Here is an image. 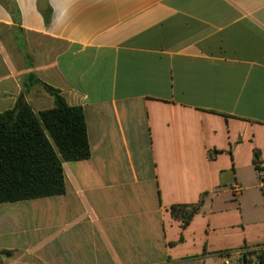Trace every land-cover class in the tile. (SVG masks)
<instances>
[{
	"label": "crops",
	"instance_id": "1",
	"mask_svg": "<svg viewBox=\"0 0 264 264\" xmlns=\"http://www.w3.org/2000/svg\"><path fill=\"white\" fill-rule=\"evenodd\" d=\"M36 79L83 107L91 157L64 195L0 205V264L264 253L243 229L244 198L264 213V0H0V113L53 108Z\"/></svg>",
	"mask_w": 264,
	"mask_h": 264
},
{
	"label": "trees",
	"instance_id": "2",
	"mask_svg": "<svg viewBox=\"0 0 264 264\" xmlns=\"http://www.w3.org/2000/svg\"><path fill=\"white\" fill-rule=\"evenodd\" d=\"M43 14L49 22L51 9ZM35 83L41 82L36 79ZM41 84L53 97V108L35 113L21 103L0 113V205L64 195V163L91 157L83 107L70 106L60 90ZM255 163L261 175L259 152ZM201 205L173 206L171 214L186 227ZM258 261L264 264V253L258 254Z\"/></svg>",
	"mask_w": 264,
	"mask_h": 264
},
{
	"label": "rangeland",
	"instance_id": "3",
	"mask_svg": "<svg viewBox=\"0 0 264 264\" xmlns=\"http://www.w3.org/2000/svg\"><path fill=\"white\" fill-rule=\"evenodd\" d=\"M27 204V203H24ZM256 198H244V208L246 209V223L243 225V229L245 227L247 233V239L249 243H253L256 237L262 236L264 237V213L261 211H256ZM22 223V221H21ZM26 223V222H24ZM25 225V224H24ZM233 232H239V230L234 229ZM261 250L255 251L252 253V256L256 257L253 259L252 264H258V254H261ZM239 264V261H234L233 264Z\"/></svg>",
	"mask_w": 264,
	"mask_h": 264
},
{
	"label": "built area",
	"instance_id": "4",
	"mask_svg": "<svg viewBox=\"0 0 264 264\" xmlns=\"http://www.w3.org/2000/svg\"><path fill=\"white\" fill-rule=\"evenodd\" d=\"M258 264H261V263H258Z\"/></svg>",
	"mask_w": 264,
	"mask_h": 264
}]
</instances>
